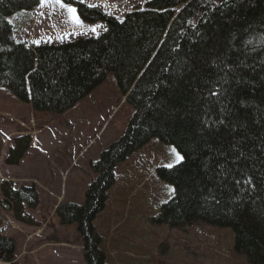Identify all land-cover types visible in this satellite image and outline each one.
<instances>
[{
    "label": "trees",
    "instance_id": "16d2710c",
    "mask_svg": "<svg viewBox=\"0 0 264 264\" xmlns=\"http://www.w3.org/2000/svg\"><path fill=\"white\" fill-rule=\"evenodd\" d=\"M64 3L105 32L29 46L12 38L8 18L35 10L40 0H0V89L36 112L60 115L114 74L133 109L124 135L93 165L98 178L85 203L58 211L64 224L77 225L87 264H105L92 223L116 167L153 139L184 157L157 170L175 189L157 221L231 229L236 252L264 264V0H152L165 10L184 3L158 47L169 14L128 15L122 24L101 8ZM5 197L30 209L38 203L35 187ZM0 206L10 209L3 200ZM15 249L14 239L0 237L3 261L12 263Z\"/></svg>",
    "mask_w": 264,
    "mask_h": 264
},
{
    "label": "rangeland",
    "instance_id": "374dc122",
    "mask_svg": "<svg viewBox=\"0 0 264 264\" xmlns=\"http://www.w3.org/2000/svg\"><path fill=\"white\" fill-rule=\"evenodd\" d=\"M75 1L101 8L122 24L128 15L169 14L157 47L184 4L167 11L149 5L152 0ZM79 19L82 23H75L67 8L49 2L8 21L12 38L29 46L105 32L104 25ZM132 115L114 74L60 115L36 112L0 89V201L10 207L5 211L0 206V237L16 242L15 260L7 263L0 257V264H87L77 225L64 224L58 211L64 205L85 203L87 189L98 178L93 165L124 135ZM173 149L153 139L116 167L103 211L92 223L105 264H249L236 252L231 229L204 223L169 228L157 221L162 205L173 196V186L157 170L177 165L179 152ZM21 187L37 190L33 209L5 197V192Z\"/></svg>",
    "mask_w": 264,
    "mask_h": 264
},
{
    "label": "snow or ice",
    "instance_id": "6c2138e0",
    "mask_svg": "<svg viewBox=\"0 0 264 264\" xmlns=\"http://www.w3.org/2000/svg\"><path fill=\"white\" fill-rule=\"evenodd\" d=\"M49 2H54L56 4H59L62 8H67V11L71 14L72 19L75 23L80 24L82 23L79 19V16L77 15V10L74 7H71L69 4H65L64 0H40L41 5L47 4ZM93 32L96 31L95 28L92 29ZM216 94L215 92L213 93ZM173 152L175 153V149H173ZM184 157L181 156L179 153H175V162L179 164L181 161H183ZM173 165H168L169 168H171ZM170 192L174 193L175 189H170Z\"/></svg>",
    "mask_w": 264,
    "mask_h": 264
}]
</instances>
